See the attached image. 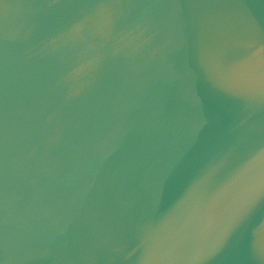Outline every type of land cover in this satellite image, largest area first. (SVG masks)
Instances as JSON below:
<instances>
[{
    "label": "water",
    "instance_id": "1",
    "mask_svg": "<svg viewBox=\"0 0 264 264\" xmlns=\"http://www.w3.org/2000/svg\"><path fill=\"white\" fill-rule=\"evenodd\" d=\"M0 264H264V0H0Z\"/></svg>",
    "mask_w": 264,
    "mask_h": 264
}]
</instances>
